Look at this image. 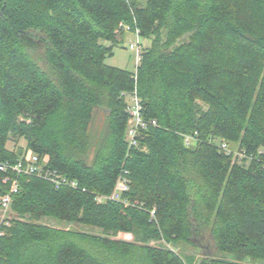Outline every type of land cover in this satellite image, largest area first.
Wrapping results in <instances>:
<instances>
[{"label": "trees", "instance_id": "obj_1", "mask_svg": "<svg viewBox=\"0 0 264 264\" xmlns=\"http://www.w3.org/2000/svg\"><path fill=\"white\" fill-rule=\"evenodd\" d=\"M121 23L151 41L136 80L105 63L124 39ZM262 68L264 0H0V159L17 162L24 150L7 142L24 138L86 190L21 177L11 206L18 218L9 227L0 220V264H264ZM135 89L159 127L127 159L121 93ZM98 110L109 114V134L88 165ZM195 132L200 142L186 147L182 135ZM240 137L250 168L245 159L232 166L213 144ZM123 167L129 205L98 204ZM3 177L0 199L9 192Z\"/></svg>", "mask_w": 264, "mask_h": 264}, {"label": "built area", "instance_id": "obj_2", "mask_svg": "<svg viewBox=\"0 0 264 264\" xmlns=\"http://www.w3.org/2000/svg\"><path fill=\"white\" fill-rule=\"evenodd\" d=\"M121 30L124 33L133 36V40L130 42L129 51L133 54L135 70L133 71L132 77L134 80L137 79L138 68L142 63L143 54L145 51V46L143 44L144 40L141 36L140 29L135 28L132 31L129 25L121 23ZM121 97L126 100V113L128 116V127L126 132V158L131 157V152L138 149L139 139L142 133L148 131L151 128L159 127V124L154 119H147L145 117L143 103L139 97L137 90L135 89L131 93L123 92ZM184 145L188 148L196 146L199 140L198 132L194 134H184L182 135ZM220 153L226 156H232L238 158L239 160L246 159L252 162L254 160L253 155H248L244 150L234 151L231 149L228 143L224 141L213 143ZM263 152L260 153L262 155ZM0 172L4 175L3 184L9 185V192L0 199V220L4 227L10 226V214L12 213V202L13 195L20 192L21 177H33L43 181H46L53 185L57 190L62 188H68L73 190H82L86 192L85 189L80 187V183L77 180L70 179L66 175L60 173L55 169L48 167L47 163H42L39 156L33 152H23L22 156L17 162L11 164L10 162H4L0 159ZM131 179L130 171L123 167L122 171L118 175L117 181L113 192L109 196L97 195L95 200L98 204H105L107 202H120L125 205H129V201L123 198L125 194L130 191ZM136 204V203H135ZM151 219H155L156 211L153 209L150 212ZM4 235L3 231H0V237Z\"/></svg>", "mask_w": 264, "mask_h": 264}, {"label": "rangeland", "instance_id": "obj_3", "mask_svg": "<svg viewBox=\"0 0 264 264\" xmlns=\"http://www.w3.org/2000/svg\"><path fill=\"white\" fill-rule=\"evenodd\" d=\"M137 1L144 2V0H137ZM240 13L241 12L236 13L233 16V19L237 20L240 16ZM255 23H256L255 29H258L260 23H258L257 21ZM252 28H254V27L252 26ZM132 40H133V36L126 33L124 35V39L121 42H118V44L113 48L112 54L110 56L106 57L105 63L108 66L115 67L118 69L127 70V71H131V72L134 71L135 70L134 57H133V54L129 51V45H130V42ZM237 42H239V41L237 40ZM143 44L145 47H149V46H151V41H147L144 39ZM106 45L109 47L112 46V44H110V43H106ZM35 59H36L37 63L43 69L46 68V60L44 58V53L42 50L38 51V54H37ZM252 75H254V74H252ZM257 77H258V86H260L261 83L264 82V68H262L261 74L258 75ZM253 102H254V100H253ZM107 115H109V114H106L102 110H98V116L95 120V125L93 127V133L91 134V138H92L91 146L92 147H90L87 154L83 157V160L88 165H92L94 154H95V149L101 143V141L104 140L103 138H105L109 134V121H108ZM127 127H128V123H127ZM127 127L125 130V138H126ZM219 141H224V142L228 143L229 146L231 147V149L236 151V152L242 151L241 150V137L237 141H235V140L232 141V139L226 140L223 138H217L216 142H219ZM18 147L22 148L24 150L23 152H26V151L33 152L32 149L27 147V142L24 138L14 137L11 135L8 142H7V148L10 151H16L18 149ZM146 150H147V148H145V151ZM236 159L238 160V158L233 157L232 163H231L232 166H234L235 164L238 163L239 160L237 161ZM245 161H246V159H245ZM44 162L48 163L47 158L44 159ZM240 162L241 161H239V163ZM247 162H248L247 165L250 168L251 167V165L249 164L250 161L247 160ZM257 167H258V162L255 163V167H254V165L252 166V169L255 170ZM15 218H18V216L12 212L10 214V219L12 220ZM41 223L52 226V227H61V228L66 227V225L60 224L54 220H43V221H41ZM68 227H70V229L75 230V231H81V232L89 233V234H93V235H102L101 230L93 228V227L82 226V225H71ZM118 238L121 240H125V241H130V239H131L126 234H120L118 236ZM149 243L151 246H154V247H161V248L168 249V245H166L162 241L151 240ZM186 250L188 252L187 254L193 253L196 251L192 247H188V248H186Z\"/></svg>", "mask_w": 264, "mask_h": 264}, {"label": "bare ground", "instance_id": "obj_4", "mask_svg": "<svg viewBox=\"0 0 264 264\" xmlns=\"http://www.w3.org/2000/svg\"><path fill=\"white\" fill-rule=\"evenodd\" d=\"M150 130V129H149Z\"/></svg>", "mask_w": 264, "mask_h": 264}]
</instances>
